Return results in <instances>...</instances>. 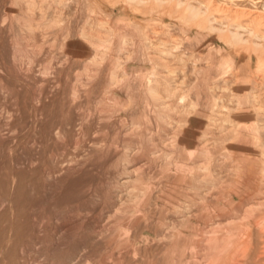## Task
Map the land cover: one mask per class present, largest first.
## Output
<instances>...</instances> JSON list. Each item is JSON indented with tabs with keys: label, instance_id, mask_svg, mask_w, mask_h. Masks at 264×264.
Returning a JSON list of instances; mask_svg holds the SVG:
<instances>
[{
	"label": "rangeland",
	"instance_id": "374dc122",
	"mask_svg": "<svg viewBox=\"0 0 264 264\" xmlns=\"http://www.w3.org/2000/svg\"><path fill=\"white\" fill-rule=\"evenodd\" d=\"M262 2L0 0V264H264Z\"/></svg>",
	"mask_w": 264,
	"mask_h": 264
},
{
	"label": "bare ground",
	"instance_id": "6f19581e",
	"mask_svg": "<svg viewBox=\"0 0 264 264\" xmlns=\"http://www.w3.org/2000/svg\"><path fill=\"white\" fill-rule=\"evenodd\" d=\"M130 1H133V0H130ZM106 2H107V1H106ZM130 5H131V4H130ZM130 5H129V6H130ZM94 6H95V5H94ZM260 6H261V9L264 10V2H262ZM32 7H33V6H32ZM29 8H30V7H29ZM27 10H28V9H27ZM168 17H169V16H168ZM214 28H215V27H214ZM151 40H152V39H151ZM83 41H84V40H83ZM92 49H93V48H92ZM95 50H97V48H96ZM160 51H161V50H160ZM162 51H163V50H162ZM125 52H126V51H125ZM96 53H97V51H96ZM163 60H164V59H163ZM150 61H151V60H150ZM164 61H165V60H164ZM117 65H118V64H117ZM193 65H194V64H193ZM156 84H157V83H156ZM221 108H222V107H221ZM255 108H256V107H255ZM258 108H259V107H258ZM260 109H261V108H260ZM260 109H259V110H260ZM253 110H255V109H253ZM255 111H256V110H255ZM255 111H254V112H255ZM257 112H258V111H257ZM257 112H256V113H257ZM237 114H238V113H237ZM238 116H239V115H238ZM255 116H256V115H255ZM258 135H259V134H258ZM259 137H260V136H259ZM260 153H261V152H260ZM260 153H259V154H260ZM263 155H264V154H263ZM261 159H262V158H261ZM261 159H260V160H261ZM261 163H262V162H261ZM236 164H237V163H236ZM260 170H261V169H260ZM262 170H263V169H262ZM241 171H242V170H241ZM258 174H260V173H258ZM254 185H255V184H254ZM258 187H259V186H258ZM238 189H239V188H238ZM258 189H259V188H258ZM247 195H248V193H247ZM260 204H261V203H260ZM244 209H245V208H244ZM244 209H243V210H244ZM250 211H251V210H250ZM246 212L249 213L248 211H246ZM244 213H245V212H244ZM247 216H248V215H247ZM248 217H249V216H248ZM248 217H247V218H248ZM251 218H252V217H251ZM231 235H232V233L230 232L229 235H228V237L231 238ZM226 239H227V237H226ZM223 241H224V240H223ZM228 241H229V240L227 239V242H228ZM239 243H240V242H239ZM222 244H224V243H222ZM228 244H229V243H228ZM225 245H226V243H225ZM244 245H245V244H244ZM220 246H221V245H220ZM222 246H223V245H222ZM227 246H228V245H227ZM227 246H226L225 248H227ZM245 246H246V245H245ZM245 246H244V247H245ZM240 247H241V246H240ZM219 248H221V247H219ZM225 248H224V250H225ZM234 249H235V248H234ZM237 249H238V251H239L240 248H237ZM219 250H221V249H219ZM244 250H245V248H244ZM244 250H243V253H244ZM238 251H237V252H238ZM217 252H220V251H217ZM232 253H233V252H232ZM238 253H239V252H238ZM219 254H220V253H219ZM223 254H224V253H223ZM230 254H231V253H230ZM232 255H233L234 257H236V256H235V253L232 254ZM232 255H231V256H232ZM236 255H237V254H236ZM231 256H230V257H231ZM216 257H218V256H216ZM212 258H213V257H212ZM212 258H211V259H212ZM237 258H238V257H237ZM241 259H242V258H241ZM214 260H215V259L213 258V261H214ZM216 260H217V259H216ZM243 260H244V259H243ZM262 260H263V259H262ZM232 261H233V260H232ZM215 262H216V261H215ZM215 262H214V263H215ZM234 262H235V261H234ZM239 262H240V261H239ZM212 263H213V262H212ZM230 263H231V261H230ZM232 263H233V262H232ZM236 263H238V262H236ZM261 263H262V262H261ZM261 263H260V264H261ZM215 264H216V263H215ZM254 264H255V263H254ZM258 264H259V263H258Z\"/></svg>",
	"mask_w": 264,
	"mask_h": 264
}]
</instances>
